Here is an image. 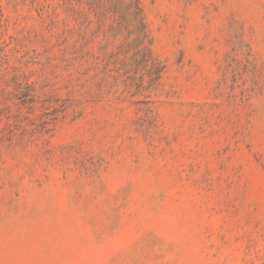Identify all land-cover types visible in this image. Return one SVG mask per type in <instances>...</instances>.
<instances>
[{"label":"rangeland","instance_id":"1","mask_svg":"<svg viewBox=\"0 0 264 264\" xmlns=\"http://www.w3.org/2000/svg\"><path fill=\"white\" fill-rule=\"evenodd\" d=\"M0 264H264V0H0Z\"/></svg>","mask_w":264,"mask_h":264},{"label":"trees","instance_id":"2","mask_svg":"<svg viewBox=\"0 0 264 264\" xmlns=\"http://www.w3.org/2000/svg\"><path fill=\"white\" fill-rule=\"evenodd\" d=\"M131 8H132V9H135V8H136L137 10H139V8L137 7V2H134V1H133V2H132V6H131ZM140 11H141V10H140ZM140 13H141V12H135V11H134V13H132L131 15H132V16H138V17H140Z\"/></svg>","mask_w":264,"mask_h":264}]
</instances>
